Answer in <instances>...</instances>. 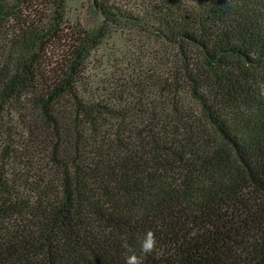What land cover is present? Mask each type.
I'll use <instances>...</instances> for the list:
<instances>
[{"label": "trees", "instance_id": "1", "mask_svg": "<svg viewBox=\"0 0 264 264\" xmlns=\"http://www.w3.org/2000/svg\"><path fill=\"white\" fill-rule=\"evenodd\" d=\"M62 3L0 0V264H125L149 229L144 264H264V0ZM115 31L171 53L96 80Z\"/></svg>", "mask_w": 264, "mask_h": 264}, {"label": "rangeland", "instance_id": "2", "mask_svg": "<svg viewBox=\"0 0 264 264\" xmlns=\"http://www.w3.org/2000/svg\"><path fill=\"white\" fill-rule=\"evenodd\" d=\"M118 1L121 2V0ZM62 4L65 7V21L68 27L80 26L83 30L91 31L100 23L93 0H63ZM111 50H113L112 53ZM167 51L169 54L171 53V50H167L159 40L150 36H144L136 31L127 33L115 31L95 52V56L89 61L88 66L90 72L97 77L96 80H102L105 74L117 70L115 68L117 64L114 61L116 58L124 62V64L120 63L119 67L121 68L127 65L126 62L130 64L132 57H140L144 67H149L154 58L163 57ZM99 62L103 65H99ZM127 74H129L128 71Z\"/></svg>", "mask_w": 264, "mask_h": 264}, {"label": "clouds", "instance_id": "3", "mask_svg": "<svg viewBox=\"0 0 264 264\" xmlns=\"http://www.w3.org/2000/svg\"><path fill=\"white\" fill-rule=\"evenodd\" d=\"M124 246L128 248V252L131 253L125 257V264H144V259L152 254L157 248L155 232L149 229L144 233V236L140 241L139 254L128 247V245Z\"/></svg>", "mask_w": 264, "mask_h": 264}]
</instances>
